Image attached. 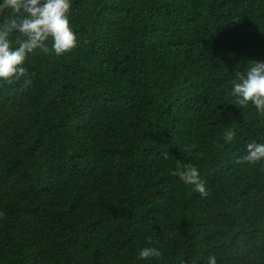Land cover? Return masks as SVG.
Instances as JSON below:
<instances>
[{
    "label": "trees",
    "instance_id": "16d2710c",
    "mask_svg": "<svg viewBox=\"0 0 264 264\" xmlns=\"http://www.w3.org/2000/svg\"><path fill=\"white\" fill-rule=\"evenodd\" d=\"M70 3L75 47L0 81V264H264V115L231 94L264 0Z\"/></svg>",
    "mask_w": 264,
    "mask_h": 264
},
{
    "label": "clouds",
    "instance_id": "9594fccd",
    "mask_svg": "<svg viewBox=\"0 0 264 264\" xmlns=\"http://www.w3.org/2000/svg\"><path fill=\"white\" fill-rule=\"evenodd\" d=\"M70 0H0V81L23 79L25 86L31 83L23 66L26 57L35 50L56 55L68 52L76 45V37L69 26ZM16 35L15 41L10 37ZM13 42L18 46L12 47ZM51 48L49 49L48 44ZM231 94L237 104L243 106L251 102L255 110L264 115V62L253 61L243 72H235ZM234 133H224L225 142L232 140ZM249 163L264 160V143L249 142L246 155L241 157ZM179 179L194 186L201 196L207 195L204 183L199 179L195 167H177ZM154 247H144L138 251V258L159 257ZM206 264H217L215 256H209Z\"/></svg>",
    "mask_w": 264,
    "mask_h": 264
}]
</instances>
